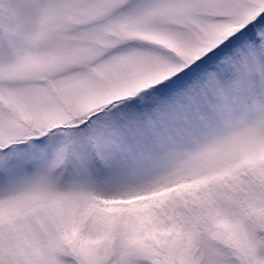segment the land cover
Instances as JSON below:
<instances>
[{
    "label": "snow or ice",
    "instance_id": "6c2138e0",
    "mask_svg": "<svg viewBox=\"0 0 264 264\" xmlns=\"http://www.w3.org/2000/svg\"><path fill=\"white\" fill-rule=\"evenodd\" d=\"M0 264H264V0H0Z\"/></svg>",
    "mask_w": 264,
    "mask_h": 264
}]
</instances>
